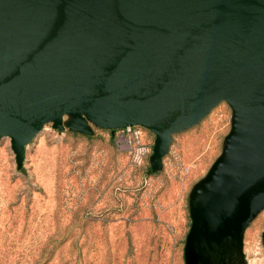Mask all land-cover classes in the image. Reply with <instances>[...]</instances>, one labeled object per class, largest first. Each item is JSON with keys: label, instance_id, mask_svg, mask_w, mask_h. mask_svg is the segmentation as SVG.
I'll return each mask as SVG.
<instances>
[{"label": "water", "instance_id": "water-1", "mask_svg": "<svg viewBox=\"0 0 264 264\" xmlns=\"http://www.w3.org/2000/svg\"><path fill=\"white\" fill-rule=\"evenodd\" d=\"M223 100L235 119L191 194V245L226 244L264 210V0H0V137L18 168L64 115L82 133L151 130L158 166Z\"/></svg>", "mask_w": 264, "mask_h": 264}, {"label": "rangeland", "instance_id": "rangeland-1", "mask_svg": "<svg viewBox=\"0 0 264 264\" xmlns=\"http://www.w3.org/2000/svg\"><path fill=\"white\" fill-rule=\"evenodd\" d=\"M235 119L228 101L171 133L155 166V134L141 163L118 147L119 130L90 123L91 133L52 123L26 146L17 167L0 137V264H264V210L226 244L196 234L190 199L221 154ZM194 246V247H193Z\"/></svg>", "mask_w": 264, "mask_h": 264}, {"label": "built area", "instance_id": "built-area-1", "mask_svg": "<svg viewBox=\"0 0 264 264\" xmlns=\"http://www.w3.org/2000/svg\"><path fill=\"white\" fill-rule=\"evenodd\" d=\"M115 143L118 147H124L128 150L130 162L138 165L149 152V149L142 142V127L139 125H127L117 131Z\"/></svg>", "mask_w": 264, "mask_h": 264}]
</instances>
